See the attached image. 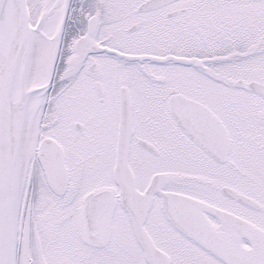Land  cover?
Listing matches in <instances>:
<instances>
[{
    "label": "snow or ice",
    "instance_id": "6c2138e0",
    "mask_svg": "<svg viewBox=\"0 0 264 264\" xmlns=\"http://www.w3.org/2000/svg\"><path fill=\"white\" fill-rule=\"evenodd\" d=\"M0 264H264V0H0Z\"/></svg>",
    "mask_w": 264,
    "mask_h": 264
}]
</instances>
